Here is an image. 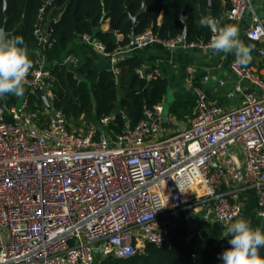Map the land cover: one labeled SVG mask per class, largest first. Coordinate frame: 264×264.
<instances>
[{
  "label": "built area",
  "instance_id": "1",
  "mask_svg": "<svg viewBox=\"0 0 264 264\" xmlns=\"http://www.w3.org/2000/svg\"><path fill=\"white\" fill-rule=\"evenodd\" d=\"M228 2V21L217 30L239 27L252 0ZM214 34L187 41L146 28L131 42L209 48ZM245 35L259 42L256 52L264 57V18L255 16ZM82 39L109 56L110 69L120 74L118 51H107L89 34ZM64 61L78 58L67 54ZM31 62L23 85L29 90L51 77L42 57ZM230 68L238 77L239 105L226 109L196 85L190 126L162 138L156 137L160 103L144 108V116L119 133L109 128L111 115L86 130L60 110L45 111L47 120L38 122L24 93L19 106L0 103V264H101L107 256L131 257L147 242L168 243L163 213L202 196L212 199L216 220L228 226L241 211L237 188L245 184L256 188L257 214L264 217V77L235 61ZM137 72L147 79L159 75Z\"/></svg>",
  "mask_w": 264,
  "mask_h": 264
},
{
  "label": "trees",
  "instance_id": "2",
  "mask_svg": "<svg viewBox=\"0 0 264 264\" xmlns=\"http://www.w3.org/2000/svg\"><path fill=\"white\" fill-rule=\"evenodd\" d=\"M46 1L8 0L4 12L3 1L0 0V26L6 17V29H14L9 37H23L30 60L42 57L51 72V77L42 81V89H24L29 100L28 110L35 114L38 122L47 120L45 111L60 110L76 127L85 123L83 129L86 130L92 124H99L100 118L111 115L113 120L109 128L119 133L142 118L144 108L162 101L166 78L154 76L147 79L140 76L137 70L142 66V60L137 57L120 58L118 61L121 67L119 75L124 84L120 94L119 75L111 69H95L91 59L85 55L84 34L93 35L109 52L128 44L132 35L147 27H151L160 37L168 38L182 34L184 28L176 9L184 10L187 41H204L211 34L208 26L201 27L199 23L200 13L207 9V0H169L170 4H166V0H54L49 8L62 6L63 10L59 19L52 24L47 40L41 44L36 34V23ZM142 3L144 8L140 10ZM213 5L212 14L215 15L220 0H213ZM161 10L163 23L158 27L155 19ZM134 13L139 19L132 26L129 15ZM103 15L109 17L113 30L123 34L120 41H117L113 30L99 29ZM246 44L253 45L255 50L259 46L258 41L249 38ZM67 54L77 57L78 61L65 62ZM47 89L51 92V97H47L48 106L43 99ZM226 228L217 220L192 231L180 226L170 232L168 243L157 245L147 242L142 250L131 257L108 256L101 264H223L220 256L224 251L220 242L227 243L226 250L232 247L229 243L231 237H223ZM203 237L206 238L204 242ZM258 251L264 256V247Z\"/></svg>",
  "mask_w": 264,
  "mask_h": 264
},
{
  "label": "crops",
  "instance_id": "3",
  "mask_svg": "<svg viewBox=\"0 0 264 264\" xmlns=\"http://www.w3.org/2000/svg\"><path fill=\"white\" fill-rule=\"evenodd\" d=\"M166 4H170L169 0H166ZM142 8H144L143 3L140 5V10ZM212 9L213 7L210 8L208 6L207 0V9L200 11L201 19L208 18V15H211L218 26L226 24L228 21L229 2L220 0V6L215 15L212 14ZM62 10V6L56 9L51 6L44 12L39 25V31L42 36H49L51 22L54 18L59 19ZM176 11L178 17L185 21L184 10L176 9ZM137 13L129 15L132 26H135L139 19ZM255 16L264 18V0H252L251 9L248 11L246 20L239 26V38L245 44L248 39L245 35V29ZM162 23L163 10L158 13L155 19L156 26L160 27ZM109 25H111L109 17L103 15L99 23V29L109 31ZM113 31L117 41H120L123 38V34L117 30ZM90 36L92 39H96L93 35ZM131 40L128 44L117 47L115 51L119 53L115 55V60L118 62L120 58L137 57L142 60V66L138 69H141L143 73L156 70L159 72L157 76L164 77L167 80L166 91L160 102L162 105V119L157 138L169 136L190 126L195 114V93L193 88L196 85L204 89L210 101L218 103L226 109H233L241 102L242 95L234 89V84L238 81V77L230 68V63L235 58L233 53H214L209 48L200 47L176 46L170 48L158 42L136 47ZM83 43L86 44L84 53L91 59L92 66L95 69L111 68V58L109 56L101 54L100 50L91 43L86 41H83ZM246 66L251 67L256 74L264 77V57L259 56L255 49L251 52V60ZM242 83L244 85L249 84L246 80H242ZM123 87L124 84L121 80V75H119L118 91L119 89L122 90ZM252 88L259 91L254 86ZM18 98L20 96L5 94L0 96V101L6 106H16ZM236 156L240 160L243 157L242 151L238 148L236 149ZM225 189L227 187L225 185L222 186V190ZM237 193L241 211L233 222L239 218H245L250 221L253 229L260 228L264 232V217L257 214L256 188L249 184L241 185L237 188ZM212 205L213 201L210 197L202 196L186 206L167 210L163 213L161 220L169 232L180 226L192 231L203 224L216 221Z\"/></svg>",
  "mask_w": 264,
  "mask_h": 264
},
{
  "label": "clouds",
  "instance_id": "4",
  "mask_svg": "<svg viewBox=\"0 0 264 264\" xmlns=\"http://www.w3.org/2000/svg\"><path fill=\"white\" fill-rule=\"evenodd\" d=\"M201 27H211L213 20L205 17L200 20ZM216 33L212 35L209 49L214 53H233L235 63L247 65L251 60L253 45H246L239 38L237 25H226L220 29L213 28ZM32 68L28 48L23 42V37H9L0 28V96L13 94L17 97L24 93V81ZM162 207H157L154 213ZM153 214L147 216L152 219ZM230 236L231 248L225 250L220 258L223 264H264V256L258 249L264 247V232L260 228L253 229L250 221L239 218L230 223L223 237Z\"/></svg>",
  "mask_w": 264,
  "mask_h": 264
},
{
  "label": "water",
  "instance_id": "5",
  "mask_svg": "<svg viewBox=\"0 0 264 264\" xmlns=\"http://www.w3.org/2000/svg\"><path fill=\"white\" fill-rule=\"evenodd\" d=\"M54 0H47L46 3L44 4V6L41 8L40 12H39V15H38V20H37V23H36V34L40 40V43L43 44L46 40H47V36H42L40 31H39V25L41 23V20H42V17H43V14L44 12H46V10L49 8V5L53 2ZM8 0H3V10L4 12L7 10V7H8ZM208 6L210 8L213 7V0H208ZM208 18L213 20V25L210 27L211 31H213V28L217 29L218 28V24L217 22L213 19V17L211 15H208ZM133 19H135V17H133ZM58 18H54L51 22V25L57 21ZM183 23H184V28H183V31H182V36L183 38L186 39V35H187V26H186V22L182 19ZM51 25H50V29H51ZM0 28H2L5 33L8 34V36L14 31V29H11V30H7L6 29V17H4V20H3V23L2 25L0 26ZM109 29L112 30V26L109 25ZM40 88L42 89V86H40ZM137 92H141V90H136ZM43 99L45 101V103L47 104V106L49 105L48 103V100H47V95L44 93L43 94ZM205 237L202 238L203 242L205 241ZM220 246L222 248L223 251L226 250V247H227V243L225 241H221L220 242Z\"/></svg>",
  "mask_w": 264,
  "mask_h": 264
},
{
  "label": "rangeland",
  "instance_id": "6",
  "mask_svg": "<svg viewBox=\"0 0 264 264\" xmlns=\"http://www.w3.org/2000/svg\"><path fill=\"white\" fill-rule=\"evenodd\" d=\"M247 14H248V12H247ZM119 92H120V94H121V90L119 89ZM44 93L47 95V97H51V92H50V90L49 89H47V90H45L44 91ZM24 94L23 95H21L20 96V98H18V102L16 103V106H19L21 103H22V101H23V99H24ZM81 122V121H80ZM98 124V123H97ZM97 124H94V125H97ZM85 126V123H83L82 125H81V127H84ZM108 257V256H107Z\"/></svg>",
  "mask_w": 264,
  "mask_h": 264
}]
</instances>
